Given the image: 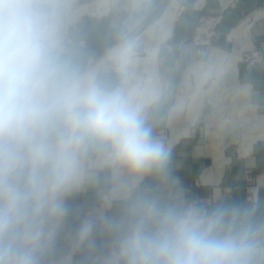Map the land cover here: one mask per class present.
I'll list each match as a JSON object with an SVG mask.
<instances>
[{
  "label": "crops",
  "instance_id": "0c3cea01",
  "mask_svg": "<svg viewBox=\"0 0 264 264\" xmlns=\"http://www.w3.org/2000/svg\"><path fill=\"white\" fill-rule=\"evenodd\" d=\"M52 2L64 59L83 75L99 63L96 81L125 95L168 158L134 172L104 145L89 143L84 183L65 198L66 215L40 264H121L120 231L110 225L142 200L222 210L225 230L235 221L255 231L251 264H264V0ZM171 7L165 36L158 22ZM213 50L222 55L218 62ZM86 221L93 228L82 237Z\"/></svg>",
  "mask_w": 264,
  "mask_h": 264
},
{
  "label": "clouds",
  "instance_id": "9594fccd",
  "mask_svg": "<svg viewBox=\"0 0 264 264\" xmlns=\"http://www.w3.org/2000/svg\"><path fill=\"white\" fill-rule=\"evenodd\" d=\"M134 172L162 167L165 147L119 90L63 57L52 0H0V264H40L85 180L89 143ZM208 214L138 201L119 225L121 264H251L255 231ZM93 223L86 221L81 236Z\"/></svg>",
  "mask_w": 264,
  "mask_h": 264
},
{
  "label": "bare ground",
  "instance_id": "6f19581e",
  "mask_svg": "<svg viewBox=\"0 0 264 264\" xmlns=\"http://www.w3.org/2000/svg\"><path fill=\"white\" fill-rule=\"evenodd\" d=\"M174 19H175V10L173 7L169 8L166 10V12L164 13V15L160 18L159 20V25L161 26L162 30L165 31V36L167 34V31L170 29V27L173 25V22H174ZM156 47L155 48H152V49H149V56L147 58V61L150 62L152 60H154L155 58V55H156ZM120 54V53H119ZM114 56V55H113ZM211 57V60L213 61H219L220 58H222V55L218 53V51L216 50H213L212 52V56ZM102 60H105L104 58ZM235 61L233 59H230L229 60V65L233 67ZM98 69H100L99 67V63H96L95 65H93L84 75H90L92 77H95ZM190 70L194 71V72H198L200 70V66L198 65H193ZM189 70V71H190ZM189 73V72H188ZM130 87H129V83L127 82V85L122 87L121 90H128ZM133 92V91H132ZM131 92V93H132ZM142 92V91H141ZM148 92V91H147ZM147 94V93H145ZM142 95V94H141ZM178 122H172V127H175L177 125ZM176 131V130H175Z\"/></svg>",
  "mask_w": 264,
  "mask_h": 264
},
{
  "label": "rangeland",
  "instance_id": "374dc122",
  "mask_svg": "<svg viewBox=\"0 0 264 264\" xmlns=\"http://www.w3.org/2000/svg\"><path fill=\"white\" fill-rule=\"evenodd\" d=\"M139 52H142V51H139ZM132 55L134 56L135 54H132ZM114 56H115V55H114ZM114 56H113V57H114ZM136 56H137V55H136ZM220 67H221V66H218V67H217V70L220 69ZM201 71H202V68H200V70H199L198 72H201ZM208 84H209V83H208ZM208 84H207V85H208ZM184 88H185V87H184ZM184 88H183V90H184ZM191 89L193 90L194 87H191Z\"/></svg>",
  "mask_w": 264,
  "mask_h": 264
},
{
  "label": "built area",
  "instance_id": "2783aa9c",
  "mask_svg": "<svg viewBox=\"0 0 264 264\" xmlns=\"http://www.w3.org/2000/svg\"><path fill=\"white\" fill-rule=\"evenodd\" d=\"M257 52H255L252 56H254V58H256L257 57ZM249 58H251V57H249V56H246V59H249Z\"/></svg>",
  "mask_w": 264,
  "mask_h": 264
}]
</instances>
